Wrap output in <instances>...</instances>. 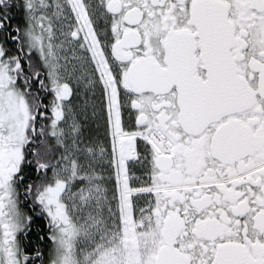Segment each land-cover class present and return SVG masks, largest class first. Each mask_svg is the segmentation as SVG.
I'll return each mask as SVG.
<instances>
[{
  "label": "snow or ice",
  "instance_id": "obj_1",
  "mask_svg": "<svg viewBox=\"0 0 264 264\" xmlns=\"http://www.w3.org/2000/svg\"><path fill=\"white\" fill-rule=\"evenodd\" d=\"M0 264H264V0H0Z\"/></svg>",
  "mask_w": 264,
  "mask_h": 264
}]
</instances>
